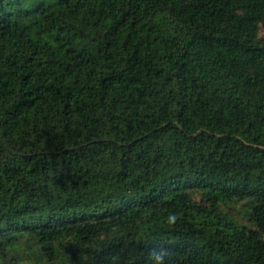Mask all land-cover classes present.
Segmentation results:
<instances>
[{
  "label": "trees",
  "instance_id": "1",
  "mask_svg": "<svg viewBox=\"0 0 264 264\" xmlns=\"http://www.w3.org/2000/svg\"><path fill=\"white\" fill-rule=\"evenodd\" d=\"M264 264V0H0V264Z\"/></svg>",
  "mask_w": 264,
  "mask_h": 264
},
{
  "label": "clouds",
  "instance_id": "2",
  "mask_svg": "<svg viewBox=\"0 0 264 264\" xmlns=\"http://www.w3.org/2000/svg\"><path fill=\"white\" fill-rule=\"evenodd\" d=\"M151 256L155 258L157 264H162V261H163V254L162 253L153 252L151 254Z\"/></svg>",
  "mask_w": 264,
  "mask_h": 264
}]
</instances>
